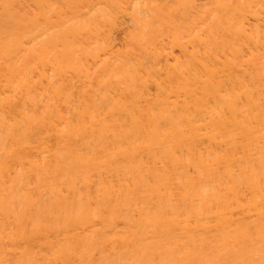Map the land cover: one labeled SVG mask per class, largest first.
I'll use <instances>...</instances> for the list:
<instances>
[{"label": "bare ground", "instance_id": "obj_1", "mask_svg": "<svg viewBox=\"0 0 264 264\" xmlns=\"http://www.w3.org/2000/svg\"><path fill=\"white\" fill-rule=\"evenodd\" d=\"M0 203V264H264V0H0Z\"/></svg>", "mask_w": 264, "mask_h": 264}, {"label": "rangeland", "instance_id": "obj_2", "mask_svg": "<svg viewBox=\"0 0 264 264\" xmlns=\"http://www.w3.org/2000/svg\"><path fill=\"white\" fill-rule=\"evenodd\" d=\"M65 166V165H64ZM25 172H26V170H24ZM24 173V172H23ZM22 173V175H21V177L22 176H24V174ZM29 173V172H28ZM26 174H27V172H26ZM30 174L32 175L31 177H30ZM37 176V172L35 171L34 173L32 172V173H29V176H28V179H29V177L31 178V179H29V180H32V178L33 179H35V177ZM27 179V178H26ZM27 179V180H28ZM24 181H26V180H23V181H21V182H24ZM15 193H17V195H15ZM14 194L13 193H11L9 196H8V198H6L5 199V207L7 208L6 209V213L8 214V213H10L11 212V210H13V212H14V216L16 217V219L18 220V222H19V226H23V227H26L27 229L29 228V227H31V224L33 225L34 224V226H35V228H38L39 227V225H42L43 224V226H45L46 225V227H54L56 224H57V222H58V224L59 223H61V219H60V221H58L59 219H58V213L56 212V209H57V206L55 205L56 203L55 202H53V201H55L54 199H52V200H50V201H47V204L49 205H46L45 207H39V208H33V209H29V206L28 205H26V206H24V205H22L23 203H25L24 202V200H23V192H21V193H19V191H17V192H15ZM18 193L20 194V195H18ZM12 194H13V196H12ZM16 197V198H15ZM20 197V198H19ZM22 199V200H21ZM13 200V201H12ZM16 200V201H15ZM21 200V201H20ZM10 202H14V204L12 205L13 206V208H12V206L10 207L9 206V203ZM21 202H22V204H21ZM8 203V204H7ZM1 204V203H0ZM72 205H73V203H72ZM71 204H70V206L71 207H74V205L72 206ZM76 206H77V204H75ZM69 205L68 206H66L67 208L68 207H70ZM2 206H0V209H1V211L0 212H4V210H2V208H1ZM22 207H24L23 209H24V211L22 210ZM26 207H28V208H26ZM56 207V208H55ZM70 207V208H71ZM10 208H12V209H10ZM74 208H76V207H74ZM73 208V209H74ZM27 209V210H26ZM43 209V210H42ZM50 209H51V211H50ZM55 209V210H54ZM15 210V211H14ZM29 210V211H28ZM33 210V211H32ZM21 211H23V212H21ZM19 212V213H18ZM29 212H31V213H29ZM48 212H50V213H48ZM18 213V214H17ZM22 215H21V214ZM29 213V214H28ZM19 215H20V217H19ZM46 215H48V216H46ZM38 216V217H37ZM53 216V217H52ZM55 216V217H54ZM13 217V216H12ZM55 218V219H54ZM31 219V220H30ZM37 219H39V220H37ZM50 220V221H48V220ZM30 220V221H29ZM47 221V222H45V221ZM55 220H57L56 222H53V221H55ZM22 221V222H21ZM32 221V222H31ZM31 222V223H30ZM30 223V224H29ZM44 223H45V225H44ZM47 223V224H46ZM51 223V224H50ZM55 225H54V224ZM26 224H27V226H26ZM30 225V226H29ZM51 225V226H50ZM20 227V228H21ZM25 228V229H26ZM154 241H156V242H154ZM147 242V241H146ZM145 242V244H144V246H146V250H149V251H152V253L155 251L156 252V249H158L159 248V250H157V253L156 254H160V252L162 253L164 250H165V246H163V247H160V245H159V241H157V240H153V241H150L151 243H146ZM158 242V243H157ZM144 243V242H143ZM143 243H140L139 245H135V247L133 246V247H131V248H129L128 250H126V253L128 252V254H127V256L129 255V257L131 256V255H133V253L136 251V252H139L140 251V248L143 246L142 244ZM156 243H157V245H156ZM149 245H155L154 247H151V246H149ZM152 249H151V248ZM134 248H136V249H134ZM163 248H164V250H163ZM212 248H215V247H212ZM217 248V249H216ZM215 249L216 250H219V249H221V247H216ZM214 249V252L216 251ZM125 252V251H124ZM154 252V253H155ZM213 252V253H214ZM153 255H155V254H153ZM210 256H212V254H209ZM209 255L207 256V257H209ZM126 256V255H125ZM233 257V256H232ZM131 258L132 259H134L133 257H130V261H131ZM205 258H206V256H205ZM22 259V258H21ZM124 259H125V257H124ZM124 259H118V261L116 262V263H121V264H127V262L126 261H128L129 259L128 258H126V259H128V260H124ZM18 261H19V259H18ZM123 261V262H122ZM125 261V262H124ZM16 262V263H15ZM14 262V264H33L32 263V261H26V260H21V262L19 261V262H17V261H15ZM215 262V261H214ZM213 261H212V264H219V262H221V260L217 263V262H215L214 263ZM112 264L114 263V262H111ZM108 264V263H107ZM115 264V263H114ZM195 264H198V263H195ZM232 264V263H231Z\"/></svg>", "mask_w": 264, "mask_h": 264}]
</instances>
